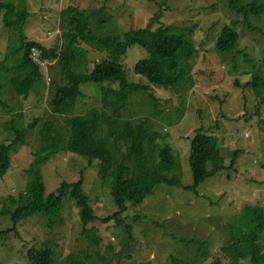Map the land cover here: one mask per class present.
I'll list each match as a JSON object with an SVG mask.
<instances>
[{
  "label": "rangeland",
  "instance_id": "obj_1",
  "mask_svg": "<svg viewBox=\"0 0 264 264\" xmlns=\"http://www.w3.org/2000/svg\"><path fill=\"white\" fill-rule=\"evenodd\" d=\"M19 3L20 0H11ZM245 2L251 0H244ZM29 17L25 24L28 39L46 46L60 44L63 29L61 10L69 5L83 9L101 8L93 18L92 27L98 33L123 34L133 27L145 26L157 12L161 24L176 29L197 25L195 40L198 50L193 57V79L173 89L151 85L146 93L131 97L124 118L150 119L152 130L167 134L180 164L183 184L194 181L191 164V142L197 129L217 136L226 164L238 149L236 169L228 168L208 177L199 187L186 189L165 182L139 204H129L121 216L104 221L118 207L110 188L99 177L98 160L89 161L74 152L61 149L43 166L46 193L55 190L62 181H76L84 175V189L91 198L98 218L88 227L100 228V242H89L82 234L83 225L73 199L65 207V221L51 227L45 216L38 214L21 221L16 230L8 231L7 217L0 216V264H31L27 253L32 246L40 247L48 240L55 241V264H68L67 256L90 255L89 264H171L173 256L191 259L200 253L199 244L191 237L206 240L208 257L199 264H232L222 251L229 224L246 204L264 205V102L254 88L243 86L253 73L264 69V14L251 15L250 25L243 15L229 6L228 0H27ZM240 19L237 29L240 40L235 51L222 54L216 48L217 38L224 25ZM18 31L4 23L0 9V141L11 142L12 124L27 126L35 118L53 121L65 127L67 115L54 114L50 103L53 80L61 79L57 60L43 59L44 83L36 84L27 98L18 95L11 78L16 75L19 46ZM88 49L90 64L103 59L107 51L83 43ZM141 45L131 46L123 56L130 80L147 83L135 71L137 61L148 56ZM48 67V68H47ZM84 95L78 99L77 112L101 106V86L84 83ZM150 93L160 101L162 111L156 112ZM21 114V116L19 115ZM40 122L26 132L27 142L12 151V166L0 179V208L11 194L25 192V168L40 145ZM74 202V203H72ZM138 215L141 219H138ZM132 223L134 238L129 240L127 224ZM163 223V224H160ZM6 230V231H4ZM188 237L189 240L183 239ZM44 242V244H43ZM264 244V234L262 237ZM110 244H113L111 248ZM244 263L248 260H242ZM218 262V263H217Z\"/></svg>",
  "mask_w": 264,
  "mask_h": 264
},
{
  "label": "trees",
  "instance_id": "obj_2",
  "mask_svg": "<svg viewBox=\"0 0 264 264\" xmlns=\"http://www.w3.org/2000/svg\"><path fill=\"white\" fill-rule=\"evenodd\" d=\"M229 6L243 15L245 24L250 25L251 15L264 14V0H228ZM6 26L18 31V56L13 69L16 75L11 83L18 95L27 98L36 84L44 83V71L40 62L32 57V48L39 49V56L47 60H57L61 67V79L53 80L50 103L54 114L67 115L66 126L56 124L49 118L41 121L35 118L27 126L12 124L14 137L11 142L0 141V179L5 177L12 166V151L27 142L26 132L40 122V145L33 153V159L25 168L27 183L25 192L11 194L0 208V216L7 217L8 231L17 229L21 221L41 214L49 226L64 223L65 207L73 199L81 216L82 234L90 244L100 242L97 226L88 227L98 216L88 193L84 189V175L76 181H62L50 193H46L43 166L61 149L74 152L89 161L98 160V174L118 210L103 218L110 221L117 218L118 225L124 220L121 216L129 204H139L155 192L160 183L182 186L198 192L199 185L208 177L228 168L236 169L238 149L226 164L222 146L217 136L206 133L203 126L197 129L192 138L190 164L194 181L183 184L179 172L180 164L175 149L167 139V134L152 130L150 119L132 120L124 118L131 97L135 93L148 92L151 85L176 89L190 82L193 71V57L198 47L194 37L197 25L176 29L173 25L161 24V13L152 16L145 26L133 27L123 34L98 33L92 27L93 18L101 8L86 10L78 5H69L61 10L60 25L63 40L60 44L46 46L38 40L28 39L25 24L29 17L27 0L15 3L0 0ZM240 19L223 26L216 48L226 55L235 51L240 40L237 25ZM83 43L107 51L103 59L90 64L88 49ZM135 44L148 51V56L139 59L135 71L146 78L147 83L130 80L123 56ZM84 83H98L101 86V106H92L86 112L78 113L77 103L84 95ZM243 86L254 88L264 102V69L253 73L251 80ZM1 89V88H0ZM157 113L162 111L159 98L150 93ZM21 116V114H19ZM138 219L141 216L138 215ZM163 224V223H160ZM129 240L134 238L132 223L127 224ZM6 231V230H4ZM3 232L0 230V235ZM264 205L246 204L234 221L229 224V233L222 251L232 264H264ZM199 244L197 253L191 259L173 256L171 264H199L208 257L206 240L191 237ZM183 239H188L186 236ZM55 241L43 242L40 247L32 246L27 253L31 264H55ZM111 248L113 244H110ZM242 260H248L244 263ZM90 255L83 257L70 253L68 264H89ZM105 264H110L105 257ZM218 263V262H217ZM219 264V263H218Z\"/></svg>",
  "mask_w": 264,
  "mask_h": 264
},
{
  "label": "built area",
  "instance_id": "obj_3",
  "mask_svg": "<svg viewBox=\"0 0 264 264\" xmlns=\"http://www.w3.org/2000/svg\"><path fill=\"white\" fill-rule=\"evenodd\" d=\"M32 57H33L36 61L42 63L41 57L39 56V49H37L36 47H33V48H32Z\"/></svg>",
  "mask_w": 264,
  "mask_h": 264
},
{
  "label": "bare ground",
  "instance_id": "obj_4",
  "mask_svg": "<svg viewBox=\"0 0 264 264\" xmlns=\"http://www.w3.org/2000/svg\"><path fill=\"white\" fill-rule=\"evenodd\" d=\"M48 68V67H47Z\"/></svg>",
  "mask_w": 264,
  "mask_h": 264
}]
</instances>
